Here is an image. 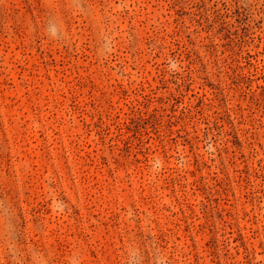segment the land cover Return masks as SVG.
I'll return each mask as SVG.
<instances>
[{"label": "rangeland", "instance_id": "obj_1", "mask_svg": "<svg viewBox=\"0 0 264 264\" xmlns=\"http://www.w3.org/2000/svg\"><path fill=\"white\" fill-rule=\"evenodd\" d=\"M0 264H264V0H0Z\"/></svg>", "mask_w": 264, "mask_h": 264}]
</instances>
